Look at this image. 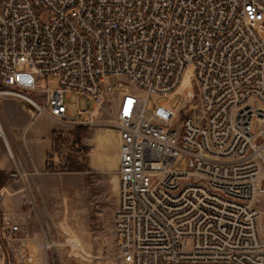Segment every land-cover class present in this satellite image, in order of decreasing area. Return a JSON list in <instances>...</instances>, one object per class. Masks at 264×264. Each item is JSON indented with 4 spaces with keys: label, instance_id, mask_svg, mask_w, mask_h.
Wrapping results in <instances>:
<instances>
[{
    "label": "built area",
    "instance_id": "built-area-1",
    "mask_svg": "<svg viewBox=\"0 0 264 264\" xmlns=\"http://www.w3.org/2000/svg\"><path fill=\"white\" fill-rule=\"evenodd\" d=\"M190 69L189 99L147 116ZM72 94L90 118L116 109L123 264H264V0H0V97L92 123L69 118ZM31 176L20 164L7 178L34 208Z\"/></svg>",
    "mask_w": 264,
    "mask_h": 264
},
{
    "label": "rangeland",
    "instance_id": "rangeland-1",
    "mask_svg": "<svg viewBox=\"0 0 264 264\" xmlns=\"http://www.w3.org/2000/svg\"><path fill=\"white\" fill-rule=\"evenodd\" d=\"M194 72L188 70L175 97L151 96L147 102V116L160 104L177 109L189 99L193 89ZM55 77L48 78L51 88H56ZM20 102L21 106H12ZM72 94L66 100L70 119L80 116L92 123L74 126L56 123L46 118L39 121L38 113L31 106L16 98L0 97V116L6 131L29 134L30 159L35 162L45 158L46 167L40 173L29 171L19 161V149L9 137L8 149L18 166L22 164L32 173L30 192L36 207L24 203L26 192L22 184L9 182L2 194L0 205L8 207V199L17 197L21 214H27V223L14 221L20 232L10 235L7 226H0V264H29L20 260V253L30 254L32 264H123L116 245L114 214L118 206V132L116 129V109L113 103L106 102L94 117L90 118L93 102ZM27 106V108H26ZM52 127V144L47 145L44 130ZM12 152L10 150V147ZM8 154L0 140V158ZM107 165L97 167L102 160ZM56 157V158H55ZM53 161L51 166L48 163ZM16 170V169H14ZM13 170V171H14ZM262 212L261 229L264 235V201L259 205ZM4 231L5 237L1 235ZM21 239V241H20ZM23 244L25 246L21 247ZM22 248V249H20Z\"/></svg>",
    "mask_w": 264,
    "mask_h": 264
},
{
    "label": "crops",
    "instance_id": "crops-1",
    "mask_svg": "<svg viewBox=\"0 0 264 264\" xmlns=\"http://www.w3.org/2000/svg\"><path fill=\"white\" fill-rule=\"evenodd\" d=\"M24 104L28 105V107H30L29 104H27L26 102H24ZM12 106H15L16 108L21 106L20 102H15L13 103ZM27 108V106H26ZM42 118H46L48 120H51L53 122H55L54 120H52L50 117L46 116V115H39L38 118H36L39 121H43ZM4 124V123H3ZM5 132H6V138L7 140L9 139V137H11L15 142H16V146L18 147L20 153H19V161H21V163H23L26 168L33 172V173H40L42 172L45 167H46V163H45V158H41L40 161L35 162L34 160L30 159L31 156H33V153L30 151V147H29V134L27 133L26 135L23 136V134L21 132H19V134L16 131H13L10 129V131H6V128L4 127ZM44 137L46 138L47 141V145L45 146L44 149V157H45V153H47L50 148H51V144H52V134H53V129L52 127H47L44 130ZM2 141V140H1ZM4 142V141H3ZM9 143V140H8ZM7 152L8 154H1L4 155L0 158V173H4L7 174V172L9 171H13L14 169L17 168L18 164L17 162L14 160V154L12 152V149L10 147V150L13 154V156L10 155L9 153V149L7 147V143L4 142ZM10 145V144H9ZM102 160L98 163L97 167H104L107 165V159L105 156L101 155ZM117 163H118V159H117ZM8 181H6L5 185L2 187V194L3 192L6 190V185H8ZM7 203H9L8 207H3V205H0V218H1V222L5 227L6 221L8 220L9 222H14V221H19L22 222V224L27 223L28 219H27V214H21V210H20V203H19V199L17 197H11V199L7 200Z\"/></svg>",
    "mask_w": 264,
    "mask_h": 264
},
{
    "label": "trees",
    "instance_id": "trees-1",
    "mask_svg": "<svg viewBox=\"0 0 264 264\" xmlns=\"http://www.w3.org/2000/svg\"><path fill=\"white\" fill-rule=\"evenodd\" d=\"M6 174L0 173V188H2L6 183ZM2 225L1 218H0V226Z\"/></svg>",
    "mask_w": 264,
    "mask_h": 264
},
{
    "label": "bare ground",
    "instance_id": "bare-ground-1",
    "mask_svg": "<svg viewBox=\"0 0 264 264\" xmlns=\"http://www.w3.org/2000/svg\"><path fill=\"white\" fill-rule=\"evenodd\" d=\"M6 143H7V147H8V145H9L8 140H6ZM9 147H10V146H9ZM11 156H13V154H11Z\"/></svg>",
    "mask_w": 264,
    "mask_h": 264
}]
</instances>
